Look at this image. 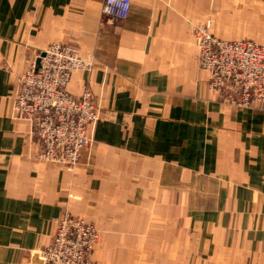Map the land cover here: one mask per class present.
<instances>
[{"label": "crops", "instance_id": "obj_1", "mask_svg": "<svg viewBox=\"0 0 264 264\" xmlns=\"http://www.w3.org/2000/svg\"><path fill=\"white\" fill-rule=\"evenodd\" d=\"M0 0V264H41L55 220L94 223L95 264H264V104L237 108L209 87L194 29L264 43V0ZM62 43L93 63L100 119L72 171L38 160L13 113L22 75ZM43 264V262H42Z\"/></svg>", "mask_w": 264, "mask_h": 264}, {"label": "built area", "instance_id": "obj_2", "mask_svg": "<svg viewBox=\"0 0 264 264\" xmlns=\"http://www.w3.org/2000/svg\"><path fill=\"white\" fill-rule=\"evenodd\" d=\"M131 8L132 0H105L101 23L125 21ZM194 33L210 89L237 108L264 104V43L222 40L208 26L197 27ZM92 68L79 49L56 43L45 50L39 66L31 64L22 75L13 113L32 123L41 148L39 161L72 171L91 144L89 127L100 119L99 104L90 91L76 97L67 87L76 72ZM98 239L93 224L66 213L55 220L52 242L39 256L43 264H94Z\"/></svg>", "mask_w": 264, "mask_h": 264}, {"label": "rangeland", "instance_id": "obj_3", "mask_svg": "<svg viewBox=\"0 0 264 264\" xmlns=\"http://www.w3.org/2000/svg\"><path fill=\"white\" fill-rule=\"evenodd\" d=\"M83 219H84V218H83ZM84 220H85L86 222H88V223L94 225V223H91V222L87 221L86 219H84ZM94 226L96 227V225H94ZM96 229H97L98 236H99V239H98L97 245H100V243H102V235H101V233H100V231L98 230L97 227H96ZM97 245H96V248H97ZM93 260H94V254H93ZM94 264H95V260H94Z\"/></svg>", "mask_w": 264, "mask_h": 264}, {"label": "water", "instance_id": "obj_4", "mask_svg": "<svg viewBox=\"0 0 264 264\" xmlns=\"http://www.w3.org/2000/svg\"><path fill=\"white\" fill-rule=\"evenodd\" d=\"M43 56H44V54H43ZM34 259H35L38 263H41V264H42V262H43V261L40 259V256H39L38 253L34 255Z\"/></svg>", "mask_w": 264, "mask_h": 264}]
</instances>
